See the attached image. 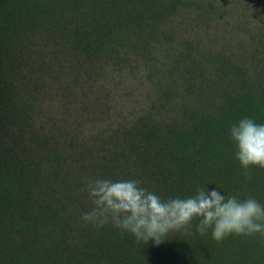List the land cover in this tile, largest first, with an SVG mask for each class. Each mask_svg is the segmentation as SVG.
I'll return each mask as SVG.
<instances>
[{"label": "rangeland", "instance_id": "rangeland-1", "mask_svg": "<svg viewBox=\"0 0 264 264\" xmlns=\"http://www.w3.org/2000/svg\"><path fill=\"white\" fill-rule=\"evenodd\" d=\"M26 1L0 0V264H264V237L230 235L217 243L211 229L196 231L198 219L159 245L81 219L92 207L82 191L90 178L139 180L163 199L195 195L178 194L159 173L140 120L146 116L155 135L159 130L172 138V128L188 124L185 114L211 113L219 104L226 79L213 72L203 82L206 76L192 74L214 65L198 56L189 62L196 49L205 58L224 53L237 74L264 80V0H227L228 32L213 33L211 23L180 7L181 0ZM152 6L172 11L162 16ZM130 13L141 23L125 24L123 62L88 46L80 27L84 16L125 19ZM215 33L226 42L212 38ZM187 41L192 50L185 67L169 71L168 63L183 59L175 51L184 55ZM164 89L172 99L160 104ZM157 140L166 145L165 137ZM232 183L220 166L202 188L236 195ZM110 243L131 251L120 258L106 251Z\"/></svg>", "mask_w": 264, "mask_h": 264}, {"label": "trees", "instance_id": "trees-1", "mask_svg": "<svg viewBox=\"0 0 264 264\" xmlns=\"http://www.w3.org/2000/svg\"><path fill=\"white\" fill-rule=\"evenodd\" d=\"M49 1L27 0L26 2L36 6ZM181 1L180 7L184 11L193 13L197 17V21L205 24L211 23L209 28L212 33L216 32L218 28H223L225 32H228L226 20L231 4L227 0ZM152 9L162 16L172 11L166 10L163 6H152ZM127 21L141 23V18L135 13H130L128 18L125 19L117 14H99L96 17L84 16L80 27L88 46L105 51L112 55L114 60L123 62L124 57L128 55V53H123L127 45H123L121 53L119 45L125 43V40L122 39V31ZM143 22L145 24L149 22L148 16H143ZM225 27L226 29H224ZM214 36L215 38L219 36V43L226 42V37L216 33L211 37ZM165 41L167 45L171 46L168 38ZM191 50L192 45L190 42L183 43L182 52H184V55L175 51V57L183 59H178L175 65L173 62L168 63L169 71H177L176 68L180 67L179 65H183L182 68H184V57L189 58ZM187 52L188 56L186 55ZM117 54H120V56L118 57ZM203 55V52L196 49L194 60L189 62H196L197 56L201 61L202 59L207 61L212 58L211 61L215 67L214 65H207L206 69L202 68L201 74L198 68L197 70L193 68L191 72L192 74H198L200 78L206 76L201 80L203 82H206V79L213 72L226 79V91L221 94L219 104L214 107L211 113L194 111L185 114L188 117L186 119L188 124L172 128V138L167 136V132L164 134L159 130H156L158 136L155 135L150 128H147L148 122L146 116H144L142 118L144 121L140 120L143 129L137 127L142 134L140 136L143 140L148 139L150 141L146 146L148 155H155L159 173L163 175L170 187H174L178 194L184 195V193L189 192L196 194L198 189L205 186L211 174L215 173L221 166L231 174L236 195L242 198L254 197L261 205H264V169L254 167L251 169V179L245 177L243 174L244 169L235 157L236 147L230 139L231 126L237 124L242 118H252L257 123L264 124V80L248 77L246 73L237 74L234 66L226 62V54L224 53L220 55L213 53L207 58ZM191 72L185 74L190 75ZM172 95L169 89H164L157 99L159 100L158 103H168L172 99ZM160 107L162 106L160 105ZM159 121L160 119H157L156 123L158 124ZM159 137H165V146L157 140ZM92 230L96 231V228H92ZM53 234L49 236V239L51 237L58 239L57 235L52 236ZM100 236L105 243H109L108 235ZM59 239H62L60 234ZM61 246L64 247V245ZM81 247V243L74 245L71 247L72 252L77 253L81 250ZM106 251L111 252V254H118L122 258L125 253L128 255L131 249L115 247L110 243Z\"/></svg>", "mask_w": 264, "mask_h": 264}, {"label": "clouds", "instance_id": "clouds-1", "mask_svg": "<svg viewBox=\"0 0 264 264\" xmlns=\"http://www.w3.org/2000/svg\"><path fill=\"white\" fill-rule=\"evenodd\" d=\"M230 139L245 177L251 179L254 167L264 169V124L242 118L231 126ZM82 191L92 205L82 213L85 223L96 227L110 223L143 244L159 245L170 232L188 231L196 219V231L203 235L211 229L217 243L230 235L264 237V205L251 196L240 199L217 188H200L192 196L163 199L139 180L106 178H90Z\"/></svg>", "mask_w": 264, "mask_h": 264}]
</instances>
